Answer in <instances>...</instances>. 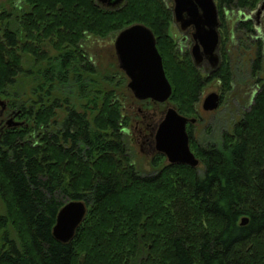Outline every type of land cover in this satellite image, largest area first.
<instances>
[{
    "label": "trees",
    "instance_id": "16d2710c",
    "mask_svg": "<svg viewBox=\"0 0 264 264\" xmlns=\"http://www.w3.org/2000/svg\"><path fill=\"white\" fill-rule=\"evenodd\" d=\"M96 1L22 0L0 11V96L23 120L0 128V264H264V13L249 73L258 88L231 132L204 148L192 144L202 170L160 164L157 155L145 176L121 134L124 77L85 62L82 39L148 27L172 88L165 104L189 118L210 80L223 95L233 91L231 59L225 53L217 72L202 76L170 34L165 0L116 8ZM214 1L222 18L264 0ZM234 32L243 40L255 34L251 23ZM19 77L31 88L10 95ZM75 200L87 215L63 244L52 230L59 209Z\"/></svg>",
    "mask_w": 264,
    "mask_h": 264
},
{
    "label": "water",
    "instance_id": "95a60500",
    "mask_svg": "<svg viewBox=\"0 0 264 264\" xmlns=\"http://www.w3.org/2000/svg\"><path fill=\"white\" fill-rule=\"evenodd\" d=\"M110 8H116L123 0H98ZM174 21L180 30L189 26L194 27L193 39L195 44L190 54L197 67L203 57L218 65L215 51L219 44V14L214 0H173L172 8ZM264 13V1L255 10L256 20L261 21ZM186 16V19L184 18ZM114 48L120 70L128 79L127 89L138 101L150 100L154 103L165 104L172 93L171 85L166 78L162 58L156 48V41L152 31L141 24L131 25L120 31L114 40ZM4 102L0 100L2 107ZM220 98L217 93L208 94L201 103L204 112L218 109ZM14 126L21 123L13 121ZM196 122V118H189L178 113L171 106L165 110L163 118L155 132V150L161 154L169 165H185L198 168L199 159L190 149V138L187 126ZM11 123L9 122L8 125ZM88 207L84 201L75 200L65 203L58 211L52 230L56 241L67 244L71 242L87 215ZM247 221L243 218L241 224Z\"/></svg>",
    "mask_w": 264,
    "mask_h": 264
},
{
    "label": "rangeland",
    "instance_id": "374dc122",
    "mask_svg": "<svg viewBox=\"0 0 264 264\" xmlns=\"http://www.w3.org/2000/svg\"><path fill=\"white\" fill-rule=\"evenodd\" d=\"M168 1V2H167ZM98 2V1H96ZM168 5L172 6V2L170 0H166ZM170 2V3H169ZM23 5L22 0H0V11L2 10H11L14 6ZM255 11V10H254ZM254 11H247V10H223L222 15L225 19L226 27L222 30L223 41L228 39L225 44V49H227V53L231 59V67L233 70V91L229 94H222V100L217 110L213 112H204L201 109L202 100L210 93H217L220 94L221 87L217 82V79H212L206 83L200 93V101L197 105V114L195 118H197V122L195 125L192 126L190 129L191 138H190V149L193 154H195L194 149L191 147L192 144L197 145L199 148L207 147L208 144L211 143H218L220 140V134L223 131L231 132V129L235 123H237L241 117L242 112L247 109V104L244 105L245 100L249 101L251 96L257 90V84L251 80L249 73H250V65L254 60V49L255 44H252L250 40H243L240 37H231L230 35L233 34L232 29L234 31L235 26L239 23L240 20H244L250 17ZM173 17V12H172ZM142 25V24H141ZM229 30L228 33H225V30ZM119 33V32H118ZM118 33L109 34L104 38L87 36L82 39V48L85 52L88 53L89 58H92L93 64L97 67L100 73L104 72H113L121 74L116 67V61L113 59L114 57V40ZM235 33V32H234ZM170 34L175 38L176 43L180 44L181 47H185L187 51H191V44H183L181 45V33L180 29L177 24L172 23V27L170 29ZM236 36L238 33H235ZM240 34V33H239ZM230 36V37H229ZM231 40H233V44L231 45ZM231 46L232 48H230ZM251 46V48H250ZM49 51V48L46 47ZM50 55L54 54L53 50L49 51ZM191 56V55H190ZM26 59L23 60V67L29 68L32 65V61L25 56ZM192 59V58H191ZM27 60V61H26ZM109 70V71H108ZM209 71H205L202 67L200 68V73L202 76L208 74ZM261 78L264 79V70L261 73ZM18 83L11 87L9 92L12 95L14 92H18L19 94H28L31 83L27 78L19 77ZM117 83V82H116ZM119 83V82H118ZM125 87V84H122ZM222 93V92H221ZM121 101V105L126 104L125 107L127 112L134 114V117L140 119L142 116L141 113L138 111H146L149 115L152 116V121L157 119V114L159 118V112L163 111V115L165 110L168 107H171L169 104L157 105L151 107L150 105H144L140 102H134L131 99L129 91H127L125 87V92L123 98L119 97ZM0 100L4 103H10L12 100L10 97H3L0 96ZM132 103V104H131ZM1 109V106H0ZM9 118L4 116L3 124L6 125L5 121ZM154 119V120H153ZM200 119V120H199ZM1 120V119H0ZM9 121V120H8ZM14 121V120H13ZM15 122L22 123L23 120H16ZM7 126V125H6ZM146 133H154L155 130L151 131L150 127L144 129ZM127 133L123 136L124 143L128 146L130 150L131 162L135 166V168L140 172L142 175H151L154 174L156 169H154L152 163L154 159L157 157L156 152L154 151V145H140L138 141V133L135 129L131 128L130 130L127 129ZM189 131V130H188ZM153 149V150H152ZM199 159V158H198ZM160 164H167L165 158L163 157ZM160 166V165H159ZM202 165H199V169L202 170ZM158 169L160 167H157ZM6 214L5 206L0 199V215Z\"/></svg>",
    "mask_w": 264,
    "mask_h": 264
},
{
    "label": "flooded vegetation",
    "instance_id": "af4514ba",
    "mask_svg": "<svg viewBox=\"0 0 264 264\" xmlns=\"http://www.w3.org/2000/svg\"><path fill=\"white\" fill-rule=\"evenodd\" d=\"M170 2H172V4H173V0H170ZM98 4L101 7L110 8L106 4L101 3L99 1H98ZM172 8H173V5L171 6V9ZM184 18L186 19L185 15H184ZM222 18H224V16ZM222 18H220V15H219V27H218V30H217L218 31V35H219V44H218V47H217V49L215 51V54L218 57L219 68H220V66L222 64V59H223L225 53H227V49H225V47H224L225 45H224V41H223V38H222L223 37L222 30L224 28V22H225V19H222ZM173 23L177 24L178 27H179V24L174 21V16H173ZM248 23H251V27L255 31L254 37L251 36L249 39H250V41H252L253 45L254 44L256 45L261 40L262 37H260V35H261L260 34V22L258 20H256L255 11L250 17H248V18H246L244 20H240L238 24L245 25V24H248ZM237 25L235 27H237ZM232 32H233V34H231L232 36L230 35L231 37H233V35H234L233 29H232ZM180 33L182 35L181 41H180L181 45L183 43V44H186V47H187V44H191V46L193 47V45L195 44L194 39H193L194 27L193 26H189L185 30H182V31L180 30ZM179 47H181L180 44H179ZM181 48L187 50L185 47H181ZM113 50H114L113 59L116 61L117 70L124 77L123 78L124 79V84H125V87L127 89L128 79L125 76V74L119 68V62H118V59H117V55H116V52H115L114 45H113ZM85 57H86L84 59L85 62H88V63L90 62V63L93 64V60H92V58H89V55H88L87 52H86V56ZM212 64H213V62H211L209 59L203 57L202 61L197 66V68L200 71V68L202 67L205 71H209L208 74L213 75V74H215L217 72V70H216L217 67L216 66L213 67ZM129 93H130L131 99L133 100V104H134V102H140V103H143L144 105H147V106L150 105L151 107L159 105V103H154V102H152L150 100L138 101V100H136L133 97V95L131 94L130 91H129ZM218 95H219L220 102H221L222 97H223L222 93L220 92V94H218ZM125 105L126 104H123V107H121V110H122V113H123V124H121L122 125L121 134L124 136L128 132L127 129L128 130H130L131 128L135 129L137 131V133H138V137L137 138H138V141H139L140 145H143V146L149 145V146H151V144H153L154 145V148H153L154 150L153 149L152 150L154 151L153 153H155L156 152V150H155V140H154V136L155 135L152 132L146 133L144 129L150 127L151 131L155 130V128L157 130V127H158L159 123L161 122V120L163 118V111H160L159 112V118H158V114H157V119H155V121H152L154 123H151L152 116L149 115L146 111H141V110L138 109V111L141 113L142 116L140 117V119H137V117L133 116L134 114H131V113L127 112V109H126ZM160 105H163V104H160ZM4 116H7V118H9L8 119L9 121L8 120L5 121L6 125H8L9 122L12 124V121H10L11 118H14V121L21 120V119H19L20 115H17L15 113V110L11 109L9 107V103H7V102H5L4 105L0 109V119H1L0 120V128L1 129H3L4 127H7L6 125L3 124ZM197 120L198 119L196 118V122H197ZM196 122L194 124H192V126L195 125ZM188 127H189V125L187 126V132H189L188 131L189 130ZM156 130H155V132H156ZM156 155H161V154L156 152Z\"/></svg>",
    "mask_w": 264,
    "mask_h": 264
}]
</instances>
